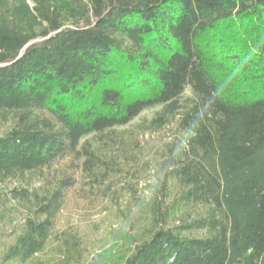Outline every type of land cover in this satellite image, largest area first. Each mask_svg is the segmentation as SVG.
<instances>
[{
    "label": "trees",
    "instance_id": "trees-1",
    "mask_svg": "<svg viewBox=\"0 0 264 264\" xmlns=\"http://www.w3.org/2000/svg\"><path fill=\"white\" fill-rule=\"evenodd\" d=\"M152 108L141 129L179 136L125 264H264V0H0V205L23 214L0 264L110 187Z\"/></svg>",
    "mask_w": 264,
    "mask_h": 264
},
{
    "label": "rangeland",
    "instance_id": "rangeland-1",
    "mask_svg": "<svg viewBox=\"0 0 264 264\" xmlns=\"http://www.w3.org/2000/svg\"><path fill=\"white\" fill-rule=\"evenodd\" d=\"M157 110L148 109L125 128L127 133L137 132L138 145L130 150L131 159L124 161L109 188L90 196L76 186L60 217L59 237L30 264H125L150 226V205L161 186L166 146L179 136L176 124L156 132L141 129ZM22 219L15 203H9L7 209L0 205L3 249L13 242ZM67 236L76 238L74 255L66 256L59 249L66 245L63 240Z\"/></svg>",
    "mask_w": 264,
    "mask_h": 264
}]
</instances>
